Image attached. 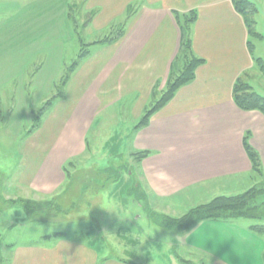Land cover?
Segmentation results:
<instances>
[{
    "label": "crops",
    "instance_id": "crops-1",
    "mask_svg": "<svg viewBox=\"0 0 264 264\" xmlns=\"http://www.w3.org/2000/svg\"><path fill=\"white\" fill-rule=\"evenodd\" d=\"M135 1L85 0L86 10H97L90 20L91 28L111 25ZM137 1H140L139 7L128 15L124 30L116 39L102 46L90 43L89 53L78 61L61 87L62 95L52 101L39 117L37 127L25 136L17 174L14 179L6 177L4 182L7 193L16 184L24 195L12 198L6 194L7 199L49 201L51 197L38 200L34 194L46 197L63 188L65 165L83 158L90 143L89 131L94 135L92 138L98 132L92 122L102 113L126 103L135 114L133 121L141 118L142 112L154 103V97L163 93L173 71L180 47L176 18L192 12L196 17L189 27L191 53L203 62L195 69L194 79L180 86L148 117L145 125L134 126L127 143L128 152L124 153L138 157L135 171L129 174L131 185L144 194L149 210L172 216L165 213L167 201L183 193L198 191L202 196L216 190L225 192L218 196H235L243 193V188L249 189L264 181V115L255 110H242L233 101L235 81H247L257 66L253 52L247 48L248 34L243 18L232 0ZM249 1L256 5V0ZM14 2L40 9L53 5L48 0ZM65 7H69V0L65 1ZM33 26L17 29L10 38L0 36V42L11 38L35 42L33 36L31 41L30 34H26ZM110 117L115 119L114 114ZM245 137L258 156L260 172L253 170L244 150ZM113 138L116 137L111 136L109 140ZM244 180L248 181L245 185ZM251 181L253 185L245 187ZM153 198L163 203L155 205ZM134 201L143 206L141 200ZM7 207L10 206L2 208ZM172 212L176 217L186 213L179 215L176 209ZM16 219L9 220L7 225L0 220V224L12 229L34 223L25 220L24 212ZM238 219H205L177 232L191 234L185 246L210 252V264H263L264 233L254 232L250 228L254 224L247 225ZM84 234L87 238L89 233ZM40 239L42 242L2 244L0 263L153 262L135 254L131 256L132 261L106 257L104 251L76 232L72 238L56 231ZM183 252L188 259L178 260L179 264H194L187 251Z\"/></svg>",
    "mask_w": 264,
    "mask_h": 264
},
{
    "label": "rangeland",
    "instance_id": "rangeland-1",
    "mask_svg": "<svg viewBox=\"0 0 264 264\" xmlns=\"http://www.w3.org/2000/svg\"><path fill=\"white\" fill-rule=\"evenodd\" d=\"M14 1L0 0V36L10 38L17 29L34 25L26 34H30V40L33 36L35 42H21L18 38L0 42V220L5 225L9 220L14 221L22 216L24 212L20 205L2 208L8 206L3 205V202L8 200L7 196L13 198L24 195L23 190L16 184L7 193L5 178H15L25 136L35 129L39 117L46 112L50 106L49 102L54 101L55 95L61 90L60 80L66 68L74 61L82 59L78 58V54L88 51L91 42L100 43L99 46H102L116 39L124 30L128 15L134 13L140 5V1L136 0L126 14L115 19L111 25L91 28L88 21L97 10H86L85 0H69V7H65L66 0H48L53 5L46 9H40L39 6L31 8ZM256 1L258 12L254 16V30L261 34L262 38L248 36V40L252 44L254 56L262 58L264 64V0ZM180 20L183 21L182 16ZM109 37L115 38L111 41L105 40ZM182 64L181 59L178 66L181 67ZM175 76L174 71L171 78ZM244 81L249 82L256 92L264 96V74L259 67H255L247 81ZM165 91L166 86L163 92ZM161 96L162 93L158 97L155 96L154 102ZM112 108L93 120L92 124L98 132L95 138H92L93 134L89 131L90 143L83 158L80 161H69L65 165L63 188L46 197L34 194L38 200L51 197L46 201L51 203L46 219L12 229L0 224V246L4 243L42 242V235L63 231L69 238L76 232L77 236L94 243L101 252H107L106 257L132 261L131 256L135 254L140 259L150 258L152 264H179L178 260L188 259L183 251L168 247L165 240L169 236L176 237L179 232L155 225L148 218V204L146 207L149 209L144 207L143 201V206L135 203L134 200L139 198L138 188L131 185L129 174L135 171L138 157L132 158L124 153L128 152V140L141 118L139 116L140 119L133 121L135 114L128 109L126 103ZM113 114L115 119L110 117ZM111 136L116 138L109 140ZM5 159L10 161L8 165H5ZM245 183L248 181L244 180V185ZM251 185L252 181L245 187ZM256 188L262 190L254 200L255 204L259 205L264 203V181ZM245 189L248 188H243L242 191ZM197 192L183 193L167 201L168 211L165 213L172 215V211L176 209L180 215L193 206L197 207L202 202L225 193L212 190L201 196ZM90 194H99L106 201H119L132 217L121 220L115 213L93 205L94 201L89 199ZM152 203L160 205L163 201L153 198ZM257 212L261 213L260 210ZM238 220L247 225L264 224L261 218ZM148 229L152 231L149 233ZM87 231L89 234L86 238L84 233ZM104 231L119 235L118 239L125 249L124 257L118 256L110 249L108 236L112 234ZM140 235L149 237L138 250ZM175 243L176 240H173V244Z\"/></svg>",
    "mask_w": 264,
    "mask_h": 264
},
{
    "label": "trees",
    "instance_id": "trees-1",
    "mask_svg": "<svg viewBox=\"0 0 264 264\" xmlns=\"http://www.w3.org/2000/svg\"><path fill=\"white\" fill-rule=\"evenodd\" d=\"M232 3L235 10L243 18L248 36H257V38L261 39L262 35L254 30V15L257 12L256 5L249 0H232ZM195 17V13L192 12L183 16L182 22L180 20V17L176 18L180 32L179 52L173 64V66H175V64L176 66L173 67V71L165 84L166 91L163 92L162 96L151 105L150 109L144 112L143 116L135 127L145 125L148 117L154 111L162 107L173 96L174 92L180 86L194 79L195 69L203 62L201 58H198L191 53L189 27L190 24L194 22ZM91 18L92 17H90L88 22H90ZM113 38L115 37L105 38V40L111 41ZM247 48L249 52L252 53V44L249 40L247 41ZM86 53L87 51L85 53L78 54V58H83ZM181 59L183 60V64L181 67H179L178 65ZM253 59L256 66L259 67L260 71L264 74L263 60L260 57H254ZM77 63L78 61L76 60L66 68L65 73L60 80V87L65 84L66 80L69 77V73L74 69ZM174 71L176 73V76L171 78ZM61 95L62 92L60 90L58 91L57 95H55V98L60 97ZM232 95L233 101L238 108L246 111L255 110L264 115V96L256 92L248 82H245L243 79H237L233 85ZM51 103L52 102L50 101L49 104ZM243 146L247 156L249 157V160L251 161L253 170H255L256 172H260L258 156L247 143L246 137L243 140ZM258 186L259 184L235 196H217L206 203H202L197 207L191 208L180 217L172 218L171 216L158 214L151 210L147 211V215L155 225L175 231L187 230L197 222L205 219L229 220L235 218H261L264 220V203L257 205L254 202V200H256V198L262 193V190L260 188H256ZM137 192L139 193L138 200L143 201V205H145L146 197L139 190V188ZM3 205H20L26 215L25 220L31 222H41L48 216V211L50 209L51 203H41L36 200L26 198H15L4 201ZM144 207H146V205ZM257 210H260L261 213L257 212ZM250 228L254 232L264 233V224H254Z\"/></svg>",
    "mask_w": 264,
    "mask_h": 264
},
{
    "label": "clouds",
    "instance_id": "clouds-1",
    "mask_svg": "<svg viewBox=\"0 0 264 264\" xmlns=\"http://www.w3.org/2000/svg\"><path fill=\"white\" fill-rule=\"evenodd\" d=\"M4 163L5 165H8L10 161L8 159H5ZM89 199L94 201L93 205H98L110 213H115L121 220L132 217L129 212L123 209L120 202L115 199L111 201H106L103 197L99 196V194H90ZM171 217L176 218V214H172ZM147 231L150 233L152 229H148ZM104 232L112 234L108 236V245L110 249L118 256L124 257L125 249L123 243L118 239L119 235H116L108 231H104ZM190 235L191 234L188 232H181L176 237L169 236L165 240L167 241L168 247H175L181 251L186 250L189 256L191 257V259L193 260L194 264H210V256H211L210 252H205L204 250L194 248L193 246L190 247L185 246V242L187 241ZM148 237L149 236L147 235H140L138 237L139 240L138 250L139 247L145 243ZM173 240H176L175 244H173ZM103 255H108V253L105 252L103 253Z\"/></svg>",
    "mask_w": 264,
    "mask_h": 264
}]
</instances>
